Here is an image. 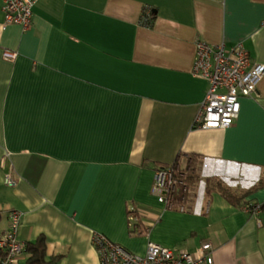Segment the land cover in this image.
I'll return each mask as SVG.
<instances>
[{"label":"crops","instance_id":"crops-1","mask_svg":"<svg viewBox=\"0 0 264 264\" xmlns=\"http://www.w3.org/2000/svg\"><path fill=\"white\" fill-rule=\"evenodd\" d=\"M2 5L0 235L14 210L22 244L42 237L56 264H99L95 234L137 255L148 242L188 253L208 242L212 264H264V76L229 128L202 129L208 84L192 72L199 41L241 43L264 65V0H36L27 29ZM191 157L197 188L184 212L165 209L155 170L187 178ZM206 179L252 191L234 205Z\"/></svg>","mask_w":264,"mask_h":264},{"label":"built area","instance_id":"built-area-1","mask_svg":"<svg viewBox=\"0 0 264 264\" xmlns=\"http://www.w3.org/2000/svg\"><path fill=\"white\" fill-rule=\"evenodd\" d=\"M36 0H2L6 23L27 29L31 23L32 8ZM196 57L192 72L196 78L206 80L208 87L195 124L202 129H226L238 118L240 100L256 92L264 76V65L250 63L247 50L241 43L231 47L196 43ZM7 59L14 55L5 53ZM186 172L178 166L158 167L155 170L152 193L165 209L184 212L185 196L189 190L185 184ZM4 184L14 187L9 172L4 174ZM259 206L246 205L243 210L256 212ZM139 213V212H138ZM8 229L0 235V264H14L22 254L24 244L18 238L20 213L10 211ZM129 225L135 221L133 212L128 216ZM99 264H212V247L204 242L194 252L173 250L148 242L143 255L128 252L101 235L92 238Z\"/></svg>","mask_w":264,"mask_h":264},{"label":"trees","instance_id":"trees-1","mask_svg":"<svg viewBox=\"0 0 264 264\" xmlns=\"http://www.w3.org/2000/svg\"><path fill=\"white\" fill-rule=\"evenodd\" d=\"M191 158L192 164L189 166L190 172L187 174L185 184L189 190L195 191L199 181V174L197 168V158ZM205 186L206 193L218 192L229 203L234 205H240L243 202L244 197L252 191L239 192L231 190L230 188L224 186L219 180L215 179H206ZM145 232L146 229L143 228L141 221L138 219H135L129 228V233L131 236H142ZM22 253L28 255L27 264H56L60 259V257L48 258L46 256V245L42 237L26 244L22 250ZM3 255V251L0 250V260L3 258Z\"/></svg>","mask_w":264,"mask_h":264}]
</instances>
